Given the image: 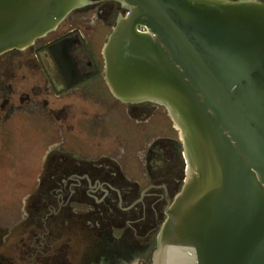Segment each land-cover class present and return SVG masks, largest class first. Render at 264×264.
<instances>
[{"label": "water", "instance_id": "1", "mask_svg": "<svg viewBox=\"0 0 264 264\" xmlns=\"http://www.w3.org/2000/svg\"><path fill=\"white\" fill-rule=\"evenodd\" d=\"M117 1L106 82L164 106L186 160L149 264H264V0ZM93 2L0 0V55Z\"/></svg>", "mask_w": 264, "mask_h": 264}, {"label": "flooded vegetation", "instance_id": "2", "mask_svg": "<svg viewBox=\"0 0 264 264\" xmlns=\"http://www.w3.org/2000/svg\"><path fill=\"white\" fill-rule=\"evenodd\" d=\"M93 9L99 22L88 27L82 19ZM121 9L117 0H94L72 11L35 45L15 49H32L39 59L47 52L57 79L47 71L44 76L58 92L72 93L82 85L94 90L95 99L89 106L85 102L83 108L71 107L72 102L65 100L49 107L64 117L69 112L85 116L98 139L86 145L68 140L57 143L60 149L49 155L26 210L34 220L32 241L21 254L13 246L0 250V264L150 263L166 207L185 180L186 160L178 131L164 106L150 101L124 102L106 82L102 47L97 41L103 36L106 40ZM75 13L80 16L71 19ZM99 85L108 87L109 92ZM110 95L127 111L109 109ZM58 96L55 99L60 103ZM101 116L102 124L98 123ZM115 117L121 126L114 133ZM120 146H126L122 159L117 150ZM15 247L21 245L15 243Z\"/></svg>", "mask_w": 264, "mask_h": 264}, {"label": "rangeland", "instance_id": "3", "mask_svg": "<svg viewBox=\"0 0 264 264\" xmlns=\"http://www.w3.org/2000/svg\"><path fill=\"white\" fill-rule=\"evenodd\" d=\"M76 16L80 14H73L71 19ZM85 18L82 19L83 24L88 27H95L99 22L96 9L85 13ZM88 29L91 31L92 28ZM87 30H82V33ZM103 38L97 41L98 47H102ZM46 71L56 76L54 80L57 79L55 64L47 52H43L40 59L32 49L30 52L11 50L0 55V250L13 246L20 254L32 241L34 220L26 213L30 197L46 170L49 155L60 149L57 143L68 140L86 145L89 140L98 139L96 132L90 130L85 116L69 112L64 117L49 107L67 101L72 102L71 107L77 105L83 108L85 102L89 106L95 99L94 90L82 85L72 89V93L61 94L49 85L48 78L44 76ZM99 87L109 92L108 87ZM55 94L62 98L60 103ZM110 100L109 109L119 113L127 111L125 105L118 106L112 95ZM163 112L166 114V111ZM102 119V116L98 118V123L102 124ZM118 119L115 117L113 120L114 133L121 126ZM101 133L99 129L98 134ZM117 150L121 154L119 159H122V155H126V146L117 147ZM15 243L21 248H16Z\"/></svg>", "mask_w": 264, "mask_h": 264}]
</instances>
